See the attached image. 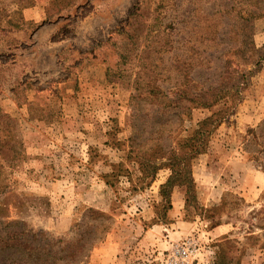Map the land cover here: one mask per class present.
Returning <instances> with one entry per match:
<instances>
[{
  "label": "rangeland",
  "instance_id": "1",
  "mask_svg": "<svg viewBox=\"0 0 264 264\" xmlns=\"http://www.w3.org/2000/svg\"><path fill=\"white\" fill-rule=\"evenodd\" d=\"M35 7L45 20L25 17ZM249 10L263 13L264 0H0V97L21 108L0 102V127L20 155L5 162L12 189L1 221L55 243L75 239L89 209L105 213L110 227L81 264H100L101 251L108 264H166L173 245L189 244L191 264H215L223 238L233 264H264V173L247 136L264 121V60L192 160L195 202L185 206L175 189L167 209L159 187L168 168L149 183L127 158L130 140L168 150L211 115L178 97L227 85L235 39L264 45V17L237 15Z\"/></svg>",
  "mask_w": 264,
  "mask_h": 264
},
{
  "label": "trees",
  "instance_id": "2",
  "mask_svg": "<svg viewBox=\"0 0 264 264\" xmlns=\"http://www.w3.org/2000/svg\"><path fill=\"white\" fill-rule=\"evenodd\" d=\"M237 15L243 21H249L264 17V12L259 11L255 14L254 11L249 10L245 12V15L241 12H237ZM234 34L239 38L236 32ZM234 42L227 53L224 66L227 76L224 80L227 81V85L203 88L195 95L192 93L189 98L181 97L184 92L181 91L177 100L178 106L186 101L192 109L213 110L209 117L197 124L184 141L164 151L157 145L150 150L139 151L132 145L136 143L130 140L131 146L127 158L137 165L142 181L150 180V183L161 168H168L169 175L159 187V196L165 202L167 209L171 208V196L175 189L184 190L185 206L197 199L192 176V160L195 156L206 153L214 131L232 115L242 91L246 89L254 73L253 68H257L264 60V45L257 48L243 45L240 39H235ZM2 136L4 139L1 138ZM14 136L10 129L0 127V155L3 156L0 161V264H81L90 249L104 239L110 227L111 223L108 222L109 218L105 213L89 209L86 216L90 221H83L77 225V232L83 231L78 233L75 239L67 241L61 239L55 243L45 239L41 242L42 234L35 235L22 221H1L6 217L7 210L5 199L1 197L12 189L5 162L20 158L17 151L19 146H16ZM247 136H250L249 142L252 139L256 140L259 146L256 151H248L253 166L264 173V121L258 129H249ZM133 189L135 190V187ZM229 242L227 238H223L217 244L215 264L234 263L235 259H228L224 248ZM55 247H57L56 250ZM260 249L264 251V242ZM235 264H239L238 260Z\"/></svg>",
  "mask_w": 264,
  "mask_h": 264
},
{
  "label": "crops",
  "instance_id": "3",
  "mask_svg": "<svg viewBox=\"0 0 264 264\" xmlns=\"http://www.w3.org/2000/svg\"><path fill=\"white\" fill-rule=\"evenodd\" d=\"M24 15H25V17L27 19H30V20H33V21L36 20V22L37 21L45 20V10L44 9H41L40 7H35L33 9H31V10L25 11L24 12ZM33 94H35V93H33ZM33 97L34 96L32 95L31 99L28 100V102H29L28 104H31L32 103ZM0 102L3 103V106H5V104L7 102V104H10L11 103L12 105H14L15 109H19V110L21 109V108H19V105L15 102L14 97L12 96V94H10V95L5 94V96L4 95L1 96L0 97ZM4 112H7V110L4 109ZM177 225L179 226V224H177ZM223 225H224L223 227H225L226 223L223 224ZM216 229L218 230V228H214L213 230L217 232ZM225 233H222V234H225ZM100 254H101L100 255L101 258H103L102 260H100V262H101L100 264H108V260L110 258L109 255H106L108 253L106 251H101ZM258 257L264 259V251L263 250H260L258 252ZM95 262H96V260H94V263Z\"/></svg>",
  "mask_w": 264,
  "mask_h": 264
},
{
  "label": "built area",
  "instance_id": "4",
  "mask_svg": "<svg viewBox=\"0 0 264 264\" xmlns=\"http://www.w3.org/2000/svg\"><path fill=\"white\" fill-rule=\"evenodd\" d=\"M197 250L192 245H173L168 251L166 264H191Z\"/></svg>",
  "mask_w": 264,
  "mask_h": 264
}]
</instances>
